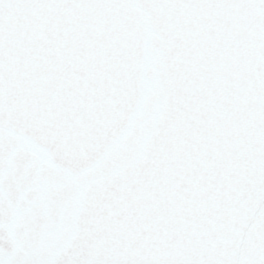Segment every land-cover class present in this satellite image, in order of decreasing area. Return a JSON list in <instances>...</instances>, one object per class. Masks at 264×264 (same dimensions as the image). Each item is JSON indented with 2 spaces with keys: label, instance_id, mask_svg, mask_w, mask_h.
<instances>
[{
  "label": "snow or ice",
  "instance_id": "1",
  "mask_svg": "<svg viewBox=\"0 0 264 264\" xmlns=\"http://www.w3.org/2000/svg\"><path fill=\"white\" fill-rule=\"evenodd\" d=\"M0 264H264V0H0Z\"/></svg>",
  "mask_w": 264,
  "mask_h": 264
}]
</instances>
